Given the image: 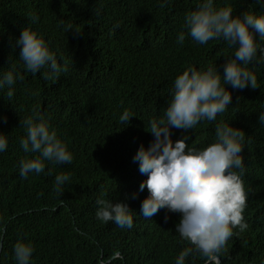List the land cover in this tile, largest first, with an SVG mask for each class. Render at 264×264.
Returning <instances> with one entry per match:
<instances>
[{"label":"trees","instance_id":"1","mask_svg":"<svg viewBox=\"0 0 264 264\" xmlns=\"http://www.w3.org/2000/svg\"><path fill=\"white\" fill-rule=\"evenodd\" d=\"M202 2L0 0V79L9 71L15 77L13 85L0 88V133L7 139L0 152V264H18L17 242L33 246L29 264H176L179 254L193 247L176 231L179 213L161 209L143 216L149 192L140 185L147 174L134 157L154 141L150 122L163 118L178 75L210 67L223 75L234 55L235 48L223 39L199 44L188 35L185 17ZM214 6L231 7L234 17L264 15V5L255 0H214ZM32 17L38 19L33 23ZM24 28L45 41L66 72L47 76L48 65L35 74L26 70L16 44ZM257 44L264 47L258 36ZM247 67L257 76L258 88L226 85L231 104L215 120H202L187 132L171 128L173 142L186 135L189 149L197 151L216 141L218 124L245 133L244 171H234L247 193L243 216L248 227L233 230L219 253L220 264H264V125L259 122L264 64L254 61ZM125 111L133 116L127 125L120 121ZM30 116L42 117L56 131L73 155L71 164L44 160L42 173L21 176V161L40 157L21 147L27 136L21 121ZM59 174L70 180L58 192ZM97 200L127 204L132 227L100 221ZM184 264L208 262L193 251Z\"/></svg>","mask_w":264,"mask_h":264},{"label":"clouds","instance_id":"2","mask_svg":"<svg viewBox=\"0 0 264 264\" xmlns=\"http://www.w3.org/2000/svg\"><path fill=\"white\" fill-rule=\"evenodd\" d=\"M255 2L264 5V0ZM37 19L32 17V22ZM68 27L71 29L72 25ZM185 27L189 30L188 35L199 44L223 39L235 48L234 58L227 59L223 75L216 67L203 72L189 68L178 75L173 98L163 118L150 122L149 132L155 137L154 141L147 149L141 146L134 160L139 162L140 172L147 174V179L140 185L141 190L146 187L149 192L142 203L143 216L150 218L161 209L179 213L176 231L193 246L179 254L176 264H184L193 251L207 258L208 264H220L219 253L234 235L233 230L239 228L243 232L248 227L243 216L247 193L241 175L234 171H244L241 153L245 147V133L227 123L218 124L216 141L197 151L189 149L186 135L173 142L171 128L187 132L202 120H215L231 104L232 95L226 85L236 89L259 87L257 76L247 65L254 61L264 64V47L257 44V36L264 41V15L244 12L234 17L231 7L217 9L214 0H203L196 10L186 15ZM184 40L185 35L181 33L178 43L182 44ZM16 44L21 46L19 58L27 71L35 74L45 65L51 69L47 76L58 77L62 71H67V67H61L49 51L45 41L29 28L22 30ZM14 83V74L9 71L0 79V88ZM13 94L9 90L8 98L11 99ZM131 117L132 114L125 111L120 121L127 125ZM259 122L264 125V112ZM21 123L27 132L21 147L26 153H40V157L21 161L22 177L26 178L31 172L42 173L44 160L56 164L72 163V153L42 117L30 116ZM6 148L7 139L0 133V152ZM69 180L67 174L56 175V191H61V186ZM97 204L96 216L100 221L132 227V211L127 204L105 200H97ZM33 251L30 243L17 242L14 254L18 264H29Z\"/></svg>","mask_w":264,"mask_h":264},{"label":"water","instance_id":"3","mask_svg":"<svg viewBox=\"0 0 264 264\" xmlns=\"http://www.w3.org/2000/svg\"><path fill=\"white\" fill-rule=\"evenodd\" d=\"M3 233H4V231H3ZM3 239H4V234H3V236H2V240H1V243H0V250L2 249V247H3ZM115 257V256H114ZM219 260H220V263H221V259L219 258Z\"/></svg>","mask_w":264,"mask_h":264}]
</instances>
